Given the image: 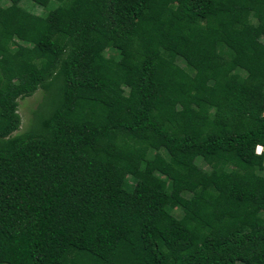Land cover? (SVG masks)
<instances>
[{
    "label": "trees",
    "instance_id": "obj_1",
    "mask_svg": "<svg viewBox=\"0 0 264 264\" xmlns=\"http://www.w3.org/2000/svg\"><path fill=\"white\" fill-rule=\"evenodd\" d=\"M5 1L0 264H264V0Z\"/></svg>",
    "mask_w": 264,
    "mask_h": 264
},
{
    "label": "rangeland",
    "instance_id": "obj_2",
    "mask_svg": "<svg viewBox=\"0 0 264 264\" xmlns=\"http://www.w3.org/2000/svg\"><path fill=\"white\" fill-rule=\"evenodd\" d=\"M57 2H58L57 0H50L46 7L41 6L33 2L32 0H21L19 4L30 13L44 16L49 10L57 6ZM0 4L6 5L7 2L5 0H0ZM105 53L107 56H109L112 53V51L110 49H106ZM42 96H43L42 90L38 89L31 96L18 98L17 112L20 115L21 124L16 132H22L29 127L33 116L32 112L39 106V103L42 100ZM199 164L201 165V167L205 169L208 168V166L204 162L200 161ZM238 264H242V263H238Z\"/></svg>",
    "mask_w": 264,
    "mask_h": 264
},
{
    "label": "clouds",
    "instance_id": "obj_3",
    "mask_svg": "<svg viewBox=\"0 0 264 264\" xmlns=\"http://www.w3.org/2000/svg\"><path fill=\"white\" fill-rule=\"evenodd\" d=\"M259 149H261L260 152H258ZM262 152H264V145H261V144L256 145V147H255V153L261 154Z\"/></svg>",
    "mask_w": 264,
    "mask_h": 264
},
{
    "label": "built area",
    "instance_id": "obj_4",
    "mask_svg": "<svg viewBox=\"0 0 264 264\" xmlns=\"http://www.w3.org/2000/svg\"><path fill=\"white\" fill-rule=\"evenodd\" d=\"M260 151H261V149L258 150V152H260Z\"/></svg>",
    "mask_w": 264,
    "mask_h": 264
}]
</instances>
